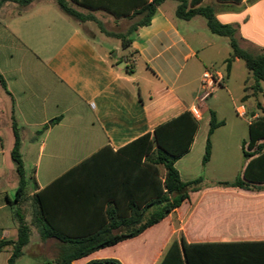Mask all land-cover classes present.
<instances>
[{
  "label": "crops",
  "instance_id": "0c3cea01",
  "mask_svg": "<svg viewBox=\"0 0 264 264\" xmlns=\"http://www.w3.org/2000/svg\"><path fill=\"white\" fill-rule=\"evenodd\" d=\"M202 5L215 7L221 23L238 25L242 44L264 49V0H204ZM178 6V1L164 2L151 24L139 29L132 47L124 50L121 42L114 52L104 41L112 37L100 33L92 38L84 28L90 22L73 19L58 5L36 0L22 7L0 0V75L6 84L5 89L0 82V243L18 239V210L32 231L16 264H23L27 257L57 264L67 246L56 239H41L42 223L34 221V194L51 186L45 195L49 217L64 234L98 231L104 223L100 201L105 196L101 194L98 203L92 204L93 198L77 184L79 177L54 183L96 156L92 182L98 184V193H105L101 176L114 162L115 153L195 109L200 129L191 151L176 163L185 181L180 166L187 170L192 160L189 156L201 131V119L213 111L215 92L228 87L230 74L226 76L217 63L225 64L232 50L230 40L212 34L202 16L189 21L178 18ZM128 52H133V61L123 57ZM140 68L146 72L147 89L139 81ZM206 71L224 77L222 85L209 94L202 86ZM242 107L245 117H251L250 107L235 105L236 112ZM258 116L249 118L248 125ZM13 117L20 127L28 181L20 202H16L19 176L12 160ZM218 182L226 181L208 183L204 191L193 193L190 201L139 236L73 264L104 260L161 264L172 244L182 238L188 244L264 241V192L225 190L215 186ZM11 256V246L0 250V264H9Z\"/></svg>",
  "mask_w": 264,
  "mask_h": 264
},
{
  "label": "trees",
  "instance_id": "16d2710c",
  "mask_svg": "<svg viewBox=\"0 0 264 264\" xmlns=\"http://www.w3.org/2000/svg\"><path fill=\"white\" fill-rule=\"evenodd\" d=\"M36 0H1L16 3L22 7L31 5ZM168 0H56L63 13L82 23L96 22L102 33L122 42L124 50L130 49L140 28L149 26L158 13V7ZM179 2L177 17L191 20L202 16L207 20L208 28L214 35L230 40L232 53L225 61L229 75L233 63L239 59L245 62L248 71L255 80V87L261 89L264 83V53L254 55L242 47L239 26L223 24L217 18V9L202 5L204 0H174ZM221 2L241 3L242 0H220ZM77 5L90 12L82 13L72 5ZM224 10H231L227 8ZM105 11L115 19L138 18L126 33H116L104 28L92 12ZM128 70L132 73L131 67ZM0 82L6 89L5 81L0 75ZM225 125L216 112L210 111V129L203 158L205 167L212 156L211 137L214 132ZM200 121L192 111L158 126L153 134H146L115 153V160L102 174L106 183L105 193H98V184L92 182L95 157L84 160L70 170L54 185L79 177L77 182L83 193L92 197V204L100 201L104 223L98 231L66 235L59 231L49 217L45 195L50 187L32 196L34 221L42 223L39 234L42 240L56 239L67 245L56 259L57 264H73L101 249L114 246L122 241L132 239L144 233L148 228L164 221L182 205L191 200L193 193L202 191L208 183L203 178L185 182L176 168V163L192 149ZM15 144L12 160L19 176V190L16 202H20L27 193L28 181L21 152L22 140L20 127L13 117ZM249 141L243 143L245 165L241 174L233 182H218L216 187L225 190H242L247 192H264V110L254 118L249 126ZM42 133V132H41ZM2 137L0 136V143ZM110 182V183H109ZM95 183V182H94ZM53 186V185H52ZM101 190V189H100ZM19 223L18 239L2 241L0 250L11 246L12 256L9 264H16L24 255V248L31 240V226L26 222L20 210L15 212ZM88 264H121L115 260L92 261ZM161 264H264V241L235 242L222 244H188L185 238L175 242L169 248Z\"/></svg>",
  "mask_w": 264,
  "mask_h": 264
},
{
  "label": "rangeland",
  "instance_id": "374dc122",
  "mask_svg": "<svg viewBox=\"0 0 264 264\" xmlns=\"http://www.w3.org/2000/svg\"><path fill=\"white\" fill-rule=\"evenodd\" d=\"M48 3H53L56 7V0H45ZM177 2V1H176ZM75 9L82 13L90 11L74 5ZM59 9V8H56ZM93 15L102 22L105 29L116 33H126L129 28L140 19L138 18H123L120 20L115 19L112 15L105 11L92 12ZM205 18L202 17L201 20ZM85 31L92 38L97 37L102 33L99 25L96 22H90L84 25ZM105 44L110 48H114L117 52V47L121 41L116 38H104ZM242 47L254 55L264 53V49L255 48L252 45L243 43ZM232 49L230 48V51ZM124 58L133 61V52L124 54ZM217 67L223 71L227 76L225 64L221 61L217 63ZM146 73L143 68L137 71L141 77L139 80L143 89H147L146 82L143 79V74ZM227 88H219L215 92V99L213 107L210 110L217 113L219 120H223L225 125L218 128L211 137L212 143V157L207 167L203 166V157L205 155L204 146L207 142L209 131V112H206L201 119V131L197 138L195 148L191 154V161L187 170H182V175L185 181L190 182L199 178H203L205 183H213L217 181L233 182L243 169L245 162L243 155V143L249 141V125L248 120L255 114L261 115L264 110V83L261 89L255 87V80L252 74L248 71L245 62L240 60L238 64L233 66L230 73ZM1 92V88H0ZM244 98V99H243ZM2 101V99H0ZM235 105L250 107L251 117L241 116L236 112ZM218 110V111H217ZM210 184H208L209 186ZM205 189H203L204 191ZM232 191V190H230ZM37 237V231L34 232V238ZM23 264H42L38 260L31 259L30 257L23 260Z\"/></svg>",
  "mask_w": 264,
  "mask_h": 264
},
{
  "label": "built area",
  "instance_id": "2783aa9c",
  "mask_svg": "<svg viewBox=\"0 0 264 264\" xmlns=\"http://www.w3.org/2000/svg\"><path fill=\"white\" fill-rule=\"evenodd\" d=\"M223 81H224V77L222 74H220L218 72L206 71L203 74L202 86H203V89L209 94L216 87L221 86ZM237 112L241 116H246V112L244 110V107H242V109L237 108ZM193 113L196 116V118L199 117V115L195 109H193Z\"/></svg>",
  "mask_w": 264,
  "mask_h": 264
},
{
  "label": "water",
  "instance_id": "95a60500",
  "mask_svg": "<svg viewBox=\"0 0 264 264\" xmlns=\"http://www.w3.org/2000/svg\"><path fill=\"white\" fill-rule=\"evenodd\" d=\"M121 65L126 66V64L124 62H122Z\"/></svg>",
  "mask_w": 264,
  "mask_h": 264
}]
</instances>
